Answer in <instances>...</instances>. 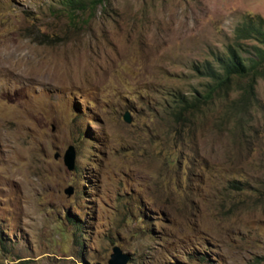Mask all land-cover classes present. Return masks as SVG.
Segmentation results:
<instances>
[{"label":"rangeland","instance_id":"rangeland-1","mask_svg":"<svg viewBox=\"0 0 264 264\" xmlns=\"http://www.w3.org/2000/svg\"><path fill=\"white\" fill-rule=\"evenodd\" d=\"M99 1L0 0V264H264V78L172 114L264 0Z\"/></svg>","mask_w":264,"mask_h":264},{"label":"trees","instance_id":"trees-1","mask_svg":"<svg viewBox=\"0 0 264 264\" xmlns=\"http://www.w3.org/2000/svg\"><path fill=\"white\" fill-rule=\"evenodd\" d=\"M97 4L102 1L93 0H67V15L71 21L87 23L89 17L82 18L85 12L88 15L93 14ZM246 42H254L252 45L253 52L249 57L242 53V48ZM192 70L208 78L211 83L203 94H196L193 99L178 97L174 103V116H187L189 120H197L200 117L202 107L213 100L214 95L224 92L225 96L231 90L235 81H245L243 92L238 99L242 110L255 107V103H249L254 96L255 86L258 80L264 78V20L260 16L247 15L243 22L234 31V41L229 44L223 55H216L213 60L205 61L203 64H197ZM255 99V97H254ZM252 102V101H251ZM207 107V106H205ZM207 109V108H206ZM203 111V115L206 113ZM237 188V187H236ZM237 190H239L237 188ZM75 226V225H74ZM75 226V231H78ZM73 243H78L77 235L73 233Z\"/></svg>","mask_w":264,"mask_h":264},{"label":"water","instance_id":"water-1","mask_svg":"<svg viewBox=\"0 0 264 264\" xmlns=\"http://www.w3.org/2000/svg\"><path fill=\"white\" fill-rule=\"evenodd\" d=\"M124 121L129 123L130 119L128 117V114L126 113L123 117ZM65 164L68 169H73L74 161H75V152L72 147H69L68 150L66 151L65 157H64ZM72 189L71 187H68L65 190V193L67 195H71ZM114 255L111 256L110 260L108 261V264H126L129 260V257L127 254H122L121 251L117 248L113 250Z\"/></svg>","mask_w":264,"mask_h":264},{"label":"clouds","instance_id":"clouds-1","mask_svg":"<svg viewBox=\"0 0 264 264\" xmlns=\"http://www.w3.org/2000/svg\"><path fill=\"white\" fill-rule=\"evenodd\" d=\"M66 194V193H65Z\"/></svg>","mask_w":264,"mask_h":264}]
</instances>
